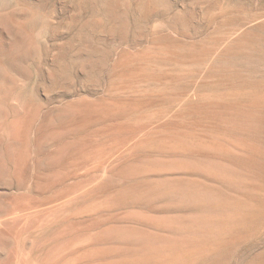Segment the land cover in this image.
I'll return each mask as SVG.
<instances>
[{
	"label": "rangeland",
	"instance_id": "1",
	"mask_svg": "<svg viewBox=\"0 0 264 264\" xmlns=\"http://www.w3.org/2000/svg\"><path fill=\"white\" fill-rule=\"evenodd\" d=\"M0 66V264H264V0H0Z\"/></svg>",
	"mask_w": 264,
	"mask_h": 264
},
{
	"label": "bare ground",
	"instance_id": "2",
	"mask_svg": "<svg viewBox=\"0 0 264 264\" xmlns=\"http://www.w3.org/2000/svg\"><path fill=\"white\" fill-rule=\"evenodd\" d=\"M127 20V19H126ZM25 46V45H24ZM17 50V49H16ZM36 50V49H35ZM57 54V53H56ZM2 57V56H1ZM1 67V66H0ZM3 67V66H2ZM69 69V68H68ZM66 75H67V73H65ZM4 75V74H3ZM72 75V74H71ZM71 81V80H70ZM51 85V84H50ZM65 87V86H64ZM85 147V146H84ZM88 153V152H87ZM89 154V153H88ZM84 156V155H83ZM63 157V156H62ZM86 157V156H85ZM222 157V156H221ZM220 157V158H221ZM82 158V157H81ZM60 159V158H59ZM83 159V158H82ZM88 159H89V157H88ZM55 165V164H54ZM90 168V167H89ZM97 177V176H96ZM201 178V177H200ZM97 180V179H96ZM192 180V179H191ZM200 187V186H199ZM187 201V200H186ZM66 207V206H65ZM211 207V206H210ZM169 218V217H168ZM183 218V217H182ZM225 218V217H224ZM178 220H180V219H178ZM181 221V220H180ZM184 224V223H183ZM188 225V224H187ZM186 226V225H185ZM190 228V227H189ZM138 229V228H137ZM136 230V229H135ZM189 230V229H188ZM141 231V230H140ZM106 232V231H105ZM181 232V231H180ZM104 233V232H103ZM160 235V234H159ZM196 235V234H195ZM84 238V237H83ZM103 238V237H102ZM80 239V238H79ZM94 240V239H93ZM111 240V239H110ZM113 240V239H112ZM177 240V239H176ZM187 240V239H186ZM85 241V240H84ZM87 241V240H86ZM85 241V242H86ZM92 241V240H91ZM172 242V241H171ZM156 243V242H155ZM183 243V242H182ZM190 243V242H189ZM83 244V243H82ZM87 244V243H86ZM173 244V243H172ZM115 245V244H114ZM197 245V244H196ZM68 246V245H67ZM90 246V245H89ZM155 246V245H154ZM165 246V245H164ZM179 247V246H178ZM73 248V247H72ZM66 249V248H65ZM170 249V248H169ZM82 250V249H81ZM162 250V249H161ZM100 251V250H99ZM196 251V250H195ZM163 252V251H162ZM58 253V252H57ZM64 253V252H63ZM62 254V253H61ZM85 254V253H84ZM87 254V253H86ZM90 255H91V253H89ZM99 254V253H98ZM176 254V253H175ZM112 255V254H111ZM194 256V255H193ZM58 257V256H57ZM79 257V256H78ZM87 257V256H86ZM109 257H110V255H109ZM80 258V257H79ZM118 258V257H117ZM116 258V259H117ZM68 259V258H67ZM86 259V258H85ZM91 259V258H90ZM89 259V260H90ZM110 259V258H109ZM171 259V258H170ZM68 260H70V259H68ZM92 260V259H91ZM113 260H115V258L113 259ZM118 260H119V258H118ZM133 260V259H132ZM172 260V259H171ZM88 261V260H87ZM103 261V260H102ZM106 261H108V260H106ZM131 261V260H130ZM168 261V260H167ZM177 261V260H176ZM83 262V261H82ZM117 262V261H116ZM134 262V261H133ZM173 262H175V261H173ZM73 263V262H72ZM87 263V262H86ZM115 263V262H114ZM124 263V262H123ZM122 263V264H123ZM128 263V262H127ZM135 263V262H134ZM167 263V262H166ZM181 263V262H180ZM100 264V263H99ZM117 264V263H116ZM140 264V263H139Z\"/></svg>",
	"mask_w": 264,
	"mask_h": 264
}]
</instances>
